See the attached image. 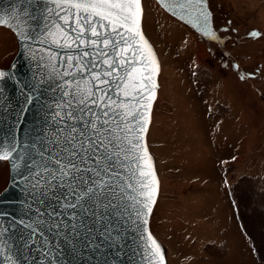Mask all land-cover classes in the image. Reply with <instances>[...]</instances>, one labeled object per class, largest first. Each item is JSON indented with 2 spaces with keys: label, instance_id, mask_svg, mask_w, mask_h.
I'll return each instance as SVG.
<instances>
[{
  "label": "snow or ice",
  "instance_id": "6c2138e0",
  "mask_svg": "<svg viewBox=\"0 0 264 264\" xmlns=\"http://www.w3.org/2000/svg\"><path fill=\"white\" fill-rule=\"evenodd\" d=\"M158 2L219 39L206 0ZM143 20L142 0H25L0 11L34 63L36 83L20 82L26 105L37 85L54 94L42 127L0 139L27 208L0 212V264H79L84 250L123 249L130 231L139 264H166L148 227L159 182L146 134L160 66ZM14 75L0 70V80Z\"/></svg>",
  "mask_w": 264,
  "mask_h": 264
},
{
  "label": "rangeland",
  "instance_id": "374dc122",
  "mask_svg": "<svg viewBox=\"0 0 264 264\" xmlns=\"http://www.w3.org/2000/svg\"><path fill=\"white\" fill-rule=\"evenodd\" d=\"M142 1L160 61L147 133L160 181L150 230L168 264H264V0H208L218 40ZM18 50L0 26V68ZM9 168L0 161V193Z\"/></svg>",
  "mask_w": 264,
  "mask_h": 264
},
{
  "label": "water",
  "instance_id": "95a60500",
  "mask_svg": "<svg viewBox=\"0 0 264 264\" xmlns=\"http://www.w3.org/2000/svg\"><path fill=\"white\" fill-rule=\"evenodd\" d=\"M23 2H25V0H0V11H8L13 6L19 7V5ZM206 5H207V1H206ZM163 9L169 12L165 8ZM207 10L209 11L208 6H207ZM169 13L173 15L171 12ZM173 16L179 19L178 16L176 15ZM182 22L185 23L190 28H192L195 32L201 34L205 39L213 40L210 37L205 36L203 32L200 31L198 28L193 27L191 24H188L185 21ZM210 24L213 31H215L213 28L211 15H210ZM0 26L10 29L8 26L5 25H0ZM146 38L148 39L147 36ZM16 39L19 44V50L17 55L15 56L9 68H0V70L10 71L11 73L15 74L11 79L5 78L3 80H0V139H2L5 136V134L9 133L10 131H15L17 137L20 140H24L27 138L28 135L31 134L34 128H40L43 126L47 109L43 108L42 105L50 104L52 102L54 94L50 91L48 84L37 85L40 91L37 92L35 95H37L39 99L34 101L33 104L30 106L26 105L25 95L21 91L22 84L20 82L23 81L28 84L36 83V81L33 79L34 63L28 58L27 50L24 47H22L21 42L18 40L17 36ZM149 42L153 47V50L156 54L160 66L158 54L150 40ZM13 65H15L16 67H13ZM159 74L157 76V83H158ZM157 96H158V88H157ZM154 103L151 111V121H152V112L154 108ZM146 143L149 154L153 159L154 169L160 188V181L156 170V162L148 146L147 134H146ZM11 175H15V173L13 172L11 173ZM158 194H159V190H158ZM25 200H26V194L24 193L23 188L12 187L11 176H10L7 187L0 193V212L12 213L17 218L24 216L27 213V208L24 203ZM150 216H149V223H150ZM148 227L150 229V225H148ZM134 235L135 233L131 231L127 234V238L123 242L126 245V247H124L123 249L116 247V248L102 249L101 251L98 252H92L90 250L82 251L79 256V264H139V256L134 254L136 251H138L136 245L133 243L132 240V237ZM153 236L162 246L166 258V252L162 243L158 240V238L154 234ZM71 264H76L75 258H71ZM166 264H168L167 258H166Z\"/></svg>",
  "mask_w": 264,
  "mask_h": 264
},
{
  "label": "flooded vegetation",
  "instance_id": "af4514ba",
  "mask_svg": "<svg viewBox=\"0 0 264 264\" xmlns=\"http://www.w3.org/2000/svg\"><path fill=\"white\" fill-rule=\"evenodd\" d=\"M207 1V6H208V9H209V11L211 12V10H210V8H209V5H208V0H206ZM169 13V12H168Z\"/></svg>",
  "mask_w": 264,
  "mask_h": 264
},
{
  "label": "bare ground",
  "instance_id": "6f19581e",
  "mask_svg": "<svg viewBox=\"0 0 264 264\" xmlns=\"http://www.w3.org/2000/svg\"><path fill=\"white\" fill-rule=\"evenodd\" d=\"M168 68V67H167Z\"/></svg>",
  "mask_w": 264,
  "mask_h": 264
}]
</instances>
